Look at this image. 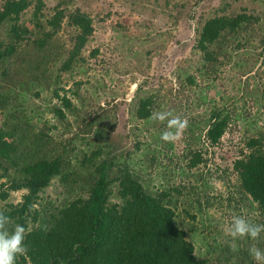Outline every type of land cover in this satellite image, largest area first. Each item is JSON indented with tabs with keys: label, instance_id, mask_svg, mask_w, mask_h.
<instances>
[{
	"label": "trees",
	"instance_id": "obj_1",
	"mask_svg": "<svg viewBox=\"0 0 264 264\" xmlns=\"http://www.w3.org/2000/svg\"><path fill=\"white\" fill-rule=\"evenodd\" d=\"M33 3L5 0L0 9V69L5 76L21 77L16 78L18 91L4 90L7 103L0 101L4 110L0 125V179H4L0 182V202L6 203L0 211L11 217L9 230L16 224L27 229L28 253L17 264H210L209 258L196 255L194 242L177 223L178 198L171 192H150L130 163L131 153L114 146L106 132L98 128L97 137L87 146H95L94 141L100 143L88 152L79 149L74 139L62 141L61 148L53 147L54 139L48 132L34 130L36 124L24 95L32 92L39 97L42 90L56 84V80L51 83V65L66 49L55 45L65 19L74 34L68 55L61 62V72L72 71L85 62L83 50L95 29L92 17L79 9L69 12L57 7L55 14L45 20V2L37 0L31 19L34 29L27 30L20 22ZM194 49L200 55L196 65L175 75L179 90H193L198 106L209 98L207 90L211 86L203 84L217 78L219 70L235 61V56L248 53L238 63L243 75L250 77L261 63L253 83L246 81L239 95H222V105L209 98V103H214L209 113L189 121L185 131L189 142L201 141L205 136L215 146L233 122L246 118L237 111L240 102L243 108L249 101L252 106L260 104L259 111L264 112V19L247 11L217 13L198 29ZM98 52L96 49L93 55ZM55 77L59 82L58 72ZM145 85L143 82L138 86L133 116L147 123L155 121L150 117L158 109L160 93L146 91ZM61 90L54 89L62 105L55 106L53 113L65 121L67 112H73L75 106L68 97H62ZM92 127V121L85 124V130ZM245 147L247 152L234 167L239 171L243 192L264 209V127L246 138ZM69 152L76 157L75 162ZM201 156L197 151L190 167L199 165ZM74 176L85 183L76 197L59 208L51 202L44 205L41 193L55 178L65 185L76 182ZM23 190L26 193L21 202L9 203L12 192ZM243 253L234 260V251L229 252L224 264H252L253 260Z\"/></svg>",
	"mask_w": 264,
	"mask_h": 264
},
{
	"label": "rangeland",
	"instance_id": "obj_2",
	"mask_svg": "<svg viewBox=\"0 0 264 264\" xmlns=\"http://www.w3.org/2000/svg\"><path fill=\"white\" fill-rule=\"evenodd\" d=\"M43 1V19L54 15L57 7L66 8L69 12L79 9L92 17L95 31L83 50L85 62L72 71L61 72V62L68 55L67 51L72 46L70 38L74 34L65 19L55 45L66 49L61 58L51 65L54 71L51 72V83L56 80V84L50 85L51 89L42 90L39 97L32 92L24 95L36 124L34 130L48 132L54 139L53 147L61 148L62 141L74 139L79 149L90 152L100 141H94L95 146L91 147L87 143L97 137L100 128L114 146L119 145L120 150L131 153L130 163L150 192H171L178 198L177 223L186 232L187 238L194 242L198 257L209 258L210 264H224L229 252L234 251L236 260L243 257L240 255L243 251L253 260L252 264H257L250 249L258 247L264 250V233L257 239H237L233 248L227 227L235 215L264 224V209L243 192L239 171L234 167L235 161L247 152L246 138L264 127V112L259 111L261 105L252 106L249 101L243 108L244 103L240 102L237 111L247 115L246 118L233 122L215 146L205 136L201 141L191 143L185 131L192 118L209 113L214 104L209 103V98L222 105V95H239L246 81L252 84L261 63L255 66L250 77L243 75L238 63L248 53L235 56V61H230L219 70L217 78L203 82V86L209 84L211 88L207 90V102L200 106L196 104L193 90H179L176 75L177 71L183 73L196 65L200 55L194 45L198 29L207 19L217 13L233 15L242 11L264 19V0ZM4 2L0 0V9ZM36 3L37 0H34L20 22L30 31L34 29L31 19ZM96 49L99 52L93 55ZM2 71L0 69V101L7 103L4 90L18 91L15 89L16 80L21 77L13 74L5 76ZM57 72L61 76L59 82L58 78L55 79ZM143 82L146 83V91L153 89L160 93L157 111L170 112L172 116L187 121L186 127L174 141L161 139V134L168 130L167 120L146 123L133 116L136 92ZM56 87L62 88V97H68L75 106L73 112H67L65 121H60L53 113L55 106L62 105L54 95ZM3 117L4 110L0 107V125ZM88 121H92L93 127L85 130ZM101 142L104 143V140ZM197 151L202 154V161L196 167H190V161ZM69 153L75 162L76 157ZM74 177L76 182L65 185L60 178H55L41 193L44 205L51 202L55 208H59L76 197L85 183L81 177ZM2 181L4 179H0ZM25 193V190L12 192L9 203L21 202ZM114 201H118L117 198L114 197ZM5 204L0 202L1 207ZM245 264L251 263L247 261Z\"/></svg>",
	"mask_w": 264,
	"mask_h": 264
},
{
	"label": "clouds",
	"instance_id": "obj_3",
	"mask_svg": "<svg viewBox=\"0 0 264 264\" xmlns=\"http://www.w3.org/2000/svg\"><path fill=\"white\" fill-rule=\"evenodd\" d=\"M152 119L158 121L167 120L168 130L161 134L164 141H174L181 131L186 127L187 121L180 117L172 116L170 112L157 111L152 113ZM11 217L3 211H0V264H17L20 257L26 256L28 247L25 243L27 229L22 224H16L9 230L7 225ZM261 233H264V224L253 223L242 215H235L231 218L227 227V235L232 238V246L235 248L237 239L250 238L257 239ZM250 254L257 264H264V250L253 247Z\"/></svg>",
	"mask_w": 264,
	"mask_h": 264
}]
</instances>
